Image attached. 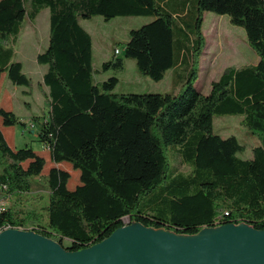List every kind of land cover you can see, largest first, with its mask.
<instances>
[{
    "label": "trees",
    "instance_id": "1",
    "mask_svg": "<svg viewBox=\"0 0 264 264\" xmlns=\"http://www.w3.org/2000/svg\"><path fill=\"white\" fill-rule=\"evenodd\" d=\"M177 1L183 12L173 10L170 0H0V76L14 85L30 80L10 43L25 18L33 21L48 9V43L35 59L46 65L42 83L49 107L30 120L49 160L79 169L72 189L68 171L48 169L44 221L35 209L18 213L9 207L0 212V230L31 223L29 229L78 250L108 236L124 217L183 234L221 223L264 228V0H195L189 17L188 1ZM205 11L227 15L241 27L258 60L226 67L202 93L195 82L206 43ZM94 15L154 16L129 30L123 57L100 68L121 69L127 57L155 81L171 69L170 92H117L116 76L94 78L91 37L79 22ZM235 114L259 139L251 157L237 155L244 146L234 135L214 132V115ZM0 118L5 126L25 125L2 107ZM174 153L188 172L176 171ZM44 164L31 146L10 147L0 129V190L28 193Z\"/></svg>",
    "mask_w": 264,
    "mask_h": 264
},
{
    "label": "rangeland",
    "instance_id": "2",
    "mask_svg": "<svg viewBox=\"0 0 264 264\" xmlns=\"http://www.w3.org/2000/svg\"><path fill=\"white\" fill-rule=\"evenodd\" d=\"M186 1L188 3L185 13L188 12L189 17L195 9V0ZM169 3L173 10L183 12L181 11L183 4H179L177 0H170ZM48 15V9L43 8L33 21L25 18L14 42L10 43L14 51L13 58L22 63L23 71L29 78L30 84L28 86L14 85L9 81L6 74L0 76V106L10 102L15 115L25 123V125L13 124L8 126L1 124L5 139L14 149L25 145L31 146L36 153L45 159L41 174L31 179V190L18 196L3 195V202H7L8 208L17 209L18 213L35 209L40 213L41 219L43 217V221L46 218L45 213L43 216V206L49 192L46 185V174L48 169L54 166V162L49 160L45 144L38 140L35 134L37 125L32 123L30 117L34 114L45 115L49 107L47 88L42 83V75L46 65L37 63L35 59L36 54L42 51L48 43ZM153 18V15L116 16L108 20H105L101 15L79 18L80 24L91 37L92 68L96 80L102 81L109 76H116L118 83L115 91L117 92H170V70H167L160 80L155 81L140 74L135 68L134 60L127 57L124 58V66L121 69L102 70L100 68L101 63L114 49H118L119 56L123 57V42L128 38L130 29L137 28ZM175 20L180 24L182 18L176 16ZM187 31L191 33L192 30L187 27ZM202 31L206 43L200 55L198 78L195 82V87L202 93L208 92L211 81L217 79L226 67H240L257 61L258 55L246 42L244 30L231 24L227 15L205 11L203 13ZM176 37L179 39L178 36ZM27 116L29 117L25 121ZM240 120L241 115L239 114L214 115L213 129L222 137L234 135L239 143L244 146V149L238 151L237 155L241 158H248L251 157V149L259 143V139L240 124ZM62 162L69 164L68 166L59 164L58 167L69 172L67 186L73 188L78 183L79 169L72 168L67 161ZM172 164L176 171L186 173L189 170L188 166L175 153ZM23 165H26V162ZM123 219L126 222L127 219L125 217ZM29 225L31 223L23 229L31 228ZM63 244L67 245V241L64 240Z\"/></svg>",
    "mask_w": 264,
    "mask_h": 264
},
{
    "label": "water",
    "instance_id": "3",
    "mask_svg": "<svg viewBox=\"0 0 264 264\" xmlns=\"http://www.w3.org/2000/svg\"><path fill=\"white\" fill-rule=\"evenodd\" d=\"M0 264H264V228L221 223L183 234L126 220L70 250L31 229L7 227L0 230Z\"/></svg>",
    "mask_w": 264,
    "mask_h": 264
},
{
    "label": "crops",
    "instance_id": "4",
    "mask_svg": "<svg viewBox=\"0 0 264 264\" xmlns=\"http://www.w3.org/2000/svg\"><path fill=\"white\" fill-rule=\"evenodd\" d=\"M245 34V33H244ZM125 41V40H124ZM115 52V49L114 50H112V52H110V55L105 59V60H108V59H111V58H114V57H117V56H119V52L118 53H114ZM104 60V61H105ZM258 60V59H257ZM124 58H123V60H122V68H123V66H124ZM257 62V61H256ZM255 62V63H256ZM22 64V63H21ZM254 64V63H253ZM22 70H23V65H22ZM46 70V69H45ZM24 72V71H23ZM45 72V71H44ZM171 72H172V70L170 69V79H171ZM25 73V72H24ZM26 74V73H25ZM46 87V86H45ZM47 88V87H46ZM171 89V88H170ZM4 92V91H3ZM2 92V93H3ZM6 99H7V97H6ZM5 105V106H4ZM4 105L3 106H0V107H2V108H4V109H7V110H11V111H13V109L11 108L12 107V104L9 102V103H4ZM29 116H27L26 118H25V121H26V119L28 118ZM31 118V117H30ZM0 129H1V131H2V133H3V129H2V127H1V118H0ZM4 135V134H3ZM7 141V140H6ZM8 142V141H7ZM8 144L10 145V143L8 142ZM11 147V146H10ZM59 164H65L66 166H68L69 164H67L66 162H62V163H57V164H55L54 163V166H56V167H58L59 166ZM77 184H79V176H78V183ZM76 184V185H77ZM67 187H69V185L67 186ZM70 189H72V188H70Z\"/></svg>",
    "mask_w": 264,
    "mask_h": 264
},
{
    "label": "built area",
    "instance_id": "5",
    "mask_svg": "<svg viewBox=\"0 0 264 264\" xmlns=\"http://www.w3.org/2000/svg\"><path fill=\"white\" fill-rule=\"evenodd\" d=\"M3 189V187H2ZM3 195H7L3 190H0V212L8 208L7 202H3Z\"/></svg>",
    "mask_w": 264,
    "mask_h": 264
},
{
    "label": "bare ground",
    "instance_id": "6",
    "mask_svg": "<svg viewBox=\"0 0 264 264\" xmlns=\"http://www.w3.org/2000/svg\"><path fill=\"white\" fill-rule=\"evenodd\" d=\"M119 52V50L118 49H115V52L114 53H118ZM7 228V227H6Z\"/></svg>",
    "mask_w": 264,
    "mask_h": 264
}]
</instances>
